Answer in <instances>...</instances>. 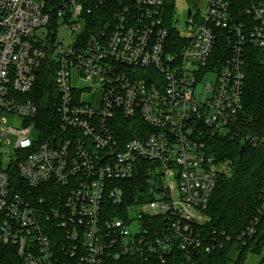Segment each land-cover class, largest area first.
Returning <instances> with one entry per match:
<instances>
[{"label":"built area","instance_id":"1","mask_svg":"<svg viewBox=\"0 0 264 264\" xmlns=\"http://www.w3.org/2000/svg\"><path fill=\"white\" fill-rule=\"evenodd\" d=\"M202 1L182 24L175 0H0V246L14 247L20 264H166L176 251L222 247L204 231L205 210L231 162L207 138L237 134L243 55L264 48V0ZM43 63L54 116L33 94ZM4 114L21 127L5 126ZM142 162L150 200L112 214L107 205L125 197L115 180ZM144 216L156 219L152 229Z\"/></svg>","mask_w":264,"mask_h":264},{"label":"trees","instance_id":"2","mask_svg":"<svg viewBox=\"0 0 264 264\" xmlns=\"http://www.w3.org/2000/svg\"><path fill=\"white\" fill-rule=\"evenodd\" d=\"M218 47L222 52V45ZM246 49L243 55L242 106L234 128L237 134L233 139L215 135L207 138L213 153L231 162L229 173L217 179L205 210L210 221L204 225V231H215L218 242L224 244L208 254L200 249L176 251L178 264H244L246 251L260 255V263L264 262V48L249 44ZM52 75L53 71L45 63L41 64L36 70L33 88L40 108L50 116H54V104L46 107L45 103L48 99L54 100ZM126 123L129 121L126 120ZM49 126L53 129L52 120ZM125 134L126 137H132L135 132L127 129ZM254 135L260 141L257 144L244 140L245 136ZM149 166V163L142 162V168L132 177L115 180L123 188L125 197L119 206L106 204L114 209L112 214L118 213L128 203L150 200L148 192L152 186V176ZM254 218H257L255 232L250 236H241ZM154 221L156 219L151 216L141 218L146 230L152 229ZM226 236H229V240L225 239ZM238 236H241L239 240ZM176 261L165 259L166 264H176ZM0 264H20L14 247L0 246ZM105 264H138V261L133 258L111 259L106 260Z\"/></svg>","mask_w":264,"mask_h":264},{"label":"rangeland","instance_id":"3","mask_svg":"<svg viewBox=\"0 0 264 264\" xmlns=\"http://www.w3.org/2000/svg\"><path fill=\"white\" fill-rule=\"evenodd\" d=\"M175 6H176V18L177 20L184 24L186 20V11L188 7H192L194 10L198 7L200 10H203L204 3L202 0H175ZM73 37L68 38L71 40ZM210 80L209 74L207 77H205L203 83H199L196 86V91L200 94V98H202L203 95H206L208 91H205V82ZM4 118H6V121L4 123L5 126L11 127V128H20L22 124L21 117L13 114H4L2 115ZM32 139H37V131L33 129L31 132ZM5 139H10L12 142L14 141V135L12 133H9L7 137H4ZM8 154V153H7ZM6 156V155H4ZM8 156V155H7ZM139 223L138 219H132L126 224V229L130 233H136L138 231ZM244 264H264L260 263V255H256L253 252H247L245 253V260Z\"/></svg>","mask_w":264,"mask_h":264},{"label":"water","instance_id":"4","mask_svg":"<svg viewBox=\"0 0 264 264\" xmlns=\"http://www.w3.org/2000/svg\"><path fill=\"white\" fill-rule=\"evenodd\" d=\"M190 11H191L190 9L187 10V17L190 16Z\"/></svg>","mask_w":264,"mask_h":264}]
</instances>
